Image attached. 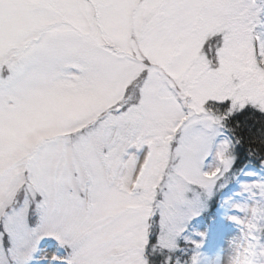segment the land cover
I'll return each mask as SVG.
<instances>
[{
    "label": "snow or ice",
    "instance_id": "snow-or-ice-1",
    "mask_svg": "<svg viewBox=\"0 0 264 264\" xmlns=\"http://www.w3.org/2000/svg\"><path fill=\"white\" fill-rule=\"evenodd\" d=\"M232 183L264 264V0H0V264H205Z\"/></svg>",
    "mask_w": 264,
    "mask_h": 264
},
{
    "label": "rangeland",
    "instance_id": "rangeland-1",
    "mask_svg": "<svg viewBox=\"0 0 264 264\" xmlns=\"http://www.w3.org/2000/svg\"><path fill=\"white\" fill-rule=\"evenodd\" d=\"M236 193H241V184H229L214 198L215 202L209 204L208 212H212L214 216L211 222H206L203 217L197 218L190 225L189 231L192 233V238L202 241L200 252L206 258L205 264L217 258L226 260L233 251V243L240 239L243 234L241 226L236 224L230 217L243 215V213L233 208V204L250 202V200L247 193H241V195H236ZM229 197H231V200H229ZM225 201L228 202L225 203ZM214 203L216 204L214 205ZM196 233H203L204 235L201 237L195 235Z\"/></svg>",
    "mask_w": 264,
    "mask_h": 264
},
{
    "label": "trees",
    "instance_id": "trees-1",
    "mask_svg": "<svg viewBox=\"0 0 264 264\" xmlns=\"http://www.w3.org/2000/svg\"><path fill=\"white\" fill-rule=\"evenodd\" d=\"M217 201V200H216ZM215 202V201H214ZM216 203H214L215 205ZM214 208V207H213ZM213 208H211L213 210ZM212 212H208L207 215L204 217L206 222H211V219H213Z\"/></svg>",
    "mask_w": 264,
    "mask_h": 264
}]
</instances>
